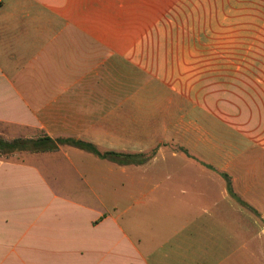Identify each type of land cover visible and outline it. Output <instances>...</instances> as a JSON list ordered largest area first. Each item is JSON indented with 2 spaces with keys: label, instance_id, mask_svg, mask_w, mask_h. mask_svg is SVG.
Instances as JSON below:
<instances>
[{
  "label": "crops",
  "instance_id": "crops-1",
  "mask_svg": "<svg viewBox=\"0 0 264 264\" xmlns=\"http://www.w3.org/2000/svg\"><path fill=\"white\" fill-rule=\"evenodd\" d=\"M0 121L155 150L0 156V264H264V0H0Z\"/></svg>",
  "mask_w": 264,
  "mask_h": 264
},
{
  "label": "trees",
  "instance_id": "trees-1",
  "mask_svg": "<svg viewBox=\"0 0 264 264\" xmlns=\"http://www.w3.org/2000/svg\"><path fill=\"white\" fill-rule=\"evenodd\" d=\"M74 145L79 148L90 151L100 158H107L114 163L119 165H127V164H142L149 160L155 153V150H151L147 153H119L113 151H105L99 152L92 144L83 142L80 140H76L73 138H50L46 135H41L35 138H22L15 137L11 139H6L0 136V156L8 157L16 152H44L50 151L57 148L58 145ZM222 174V173H221ZM225 177V185L229 193L236 197L234 194L230 181L226 175H222ZM239 203L244 204L238 197H236Z\"/></svg>",
  "mask_w": 264,
  "mask_h": 264
},
{
  "label": "rangeland",
  "instance_id": "rangeland-1",
  "mask_svg": "<svg viewBox=\"0 0 264 264\" xmlns=\"http://www.w3.org/2000/svg\"><path fill=\"white\" fill-rule=\"evenodd\" d=\"M186 109H187V111H186ZM181 112L183 114L193 112L194 116L197 118H201L202 116L205 115V113L203 112V110L199 106L191 105L189 102H186V101L182 102ZM216 112H221V106H216ZM38 134H40V132H37L34 129L24 128L18 124L6 123L3 121H0V136L4 137L6 139H11L13 137L24 138V137H28V136H36ZM10 157H12V155H10L6 158H10ZM15 157H17V159H18V157H20V156H15ZM138 205H137V203L133 205L131 212H129L131 215L130 218L131 219L135 218L136 225L138 224V226H136V227L143 228V226H146L148 223H145L143 221V214H142V211L140 209L141 206L138 207ZM158 220L159 219H157L156 221H158ZM156 221L154 223H156ZM155 225H157V224H155Z\"/></svg>",
  "mask_w": 264,
  "mask_h": 264
}]
</instances>
